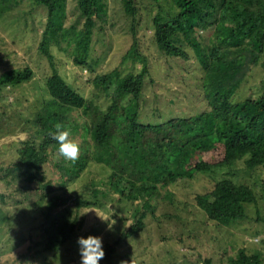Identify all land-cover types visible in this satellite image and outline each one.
<instances>
[{"label": "trees", "instance_id": "1", "mask_svg": "<svg viewBox=\"0 0 264 264\" xmlns=\"http://www.w3.org/2000/svg\"><path fill=\"white\" fill-rule=\"evenodd\" d=\"M67 1L33 0L48 12L39 52L52 64L53 70L46 77L50 96L30 120L29 128L36 135L17 145V157L5 170L0 165L1 179L12 176L31 191H45L37 203L43 205L45 222L40 242L43 240L44 245L34 256L67 251L66 246L76 236L83 207H102L105 199L131 202L135 213L115 241L120 244L145 228L148 215L158 218V200L169 203L173 196L171 185L192 181L200 173L235 160L244 159L248 169L264 166V93L238 102L232 99L251 64L259 62L264 52V0H173L177 13L153 18L154 39L163 53L188 59L185 44L193 48L204 70L203 87L210 107L161 123L139 120L147 65L135 43L123 59L140 61L142 69L138 73L123 75L115 68L91 80L97 96L109 99L106 109L94 98L81 94L60 74L52 61L51 48L62 40L75 42L76 64L93 69L86 58L95 16L99 17L104 7L102 0H80L84 27L66 28ZM123 2L126 13L134 16L135 0ZM13 3L0 0V18L12 9ZM34 74L29 65L1 68L0 92L31 81ZM57 125L61 127L58 129ZM65 130L79 145L80 154L74 163L59 155L56 165L62 181L54 184L47 177L46 165L59 154V144L53 137ZM91 161L105 165L110 174L87 184L88 195L56 192L58 185L64 191L67 183L79 177ZM195 200L208 218L228 225L246 218L245 204L256 203L257 195L251 186L224 178L210 191L196 194ZM114 253L115 247L107 244L99 264H117ZM227 264H264V258L259 250L248 252L241 248Z\"/></svg>", "mask_w": 264, "mask_h": 264}, {"label": "rangeland", "instance_id": "2", "mask_svg": "<svg viewBox=\"0 0 264 264\" xmlns=\"http://www.w3.org/2000/svg\"><path fill=\"white\" fill-rule=\"evenodd\" d=\"M13 1L12 9L0 18V69L29 65L35 74L31 81L0 92V165H4V170L17 157V145L36 135L29 128L30 120L50 96L46 77L53 70L49 58L39 52L47 25V9L33 0ZM79 1H67L64 27H84ZM102 1L104 7L99 17L95 16L86 58L92 70L75 63L74 41L68 44L62 40L60 45L51 48L52 61L68 83L106 109L109 99L105 95L97 96L91 80L115 68L123 75L138 73L142 69L140 61L131 57L123 59L135 43L147 65L139 99L141 122L161 123L210 108L203 87L204 70L193 48L185 44L188 59L172 57L163 53L154 39L153 18L177 13L173 0H135L134 16L126 13L123 0ZM259 59L251 64L237 88L232 97L234 102L264 93V52ZM78 116L82 119L80 113ZM60 159L56 153L46 165L47 177L54 184L62 181L56 165ZM109 174L110 169L105 165L91 161L79 177L67 183L64 191L58 185L56 192L88 195L85 186ZM224 178L251 186L257 195L256 203L245 204L246 218L228 225L208 218L195 200L196 194L210 191ZM169 189L173 195L168 199L170 204L160 198L158 218L148 215L145 228L127 241L115 244L134 216L133 205L125 200L105 199L102 207L80 209L76 236L66 246L67 251L34 256L44 245L43 240L40 242L45 222L43 205L37 203L45 191H31L12 176L0 178V196L5 195L0 199V264H80L77 239L89 235L102 238L104 251L107 244L115 247L113 257L117 264H227L241 248L248 252L259 250L264 258V166L248 169L244 159L235 160L214 171L200 173L192 181L171 185ZM98 215L116 221L111 230L108 222Z\"/></svg>", "mask_w": 264, "mask_h": 264}, {"label": "clouds", "instance_id": "3", "mask_svg": "<svg viewBox=\"0 0 264 264\" xmlns=\"http://www.w3.org/2000/svg\"><path fill=\"white\" fill-rule=\"evenodd\" d=\"M61 126L57 125L59 129ZM69 131H58V133L53 137L59 144V155L65 160L76 162L79 158L80 148L77 143L69 138ZM103 221L108 222L107 227L109 230L112 229L116 221L106 217H101ZM131 226V225H129ZM77 244L79 246V254L81 257L80 264H99V262L104 259L105 251L103 248V240L99 236L89 235L87 238L79 237L77 239Z\"/></svg>", "mask_w": 264, "mask_h": 264}]
</instances>
